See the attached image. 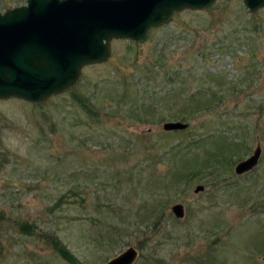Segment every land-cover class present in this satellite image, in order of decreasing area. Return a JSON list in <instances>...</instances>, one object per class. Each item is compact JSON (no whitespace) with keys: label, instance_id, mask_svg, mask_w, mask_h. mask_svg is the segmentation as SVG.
<instances>
[{"label":"rangeland","instance_id":"374dc122","mask_svg":"<svg viewBox=\"0 0 264 264\" xmlns=\"http://www.w3.org/2000/svg\"><path fill=\"white\" fill-rule=\"evenodd\" d=\"M130 247L134 264H264V9L184 11L112 41L43 104L0 100V264H104Z\"/></svg>","mask_w":264,"mask_h":264},{"label":"water","instance_id":"95a60500","mask_svg":"<svg viewBox=\"0 0 264 264\" xmlns=\"http://www.w3.org/2000/svg\"><path fill=\"white\" fill-rule=\"evenodd\" d=\"M219 0H27L0 13V100L19 99L42 104L63 94L80 79L84 67L105 63L113 40L140 42L151 29L169 24L184 11H204ZM250 13L264 0H242ZM187 124L167 122L166 132ZM261 148L234 168L252 171ZM203 191L202 186L195 193ZM171 212L182 219L184 210ZM138 252L128 248L105 264H134Z\"/></svg>","mask_w":264,"mask_h":264},{"label":"trees","instance_id":"16d2710c","mask_svg":"<svg viewBox=\"0 0 264 264\" xmlns=\"http://www.w3.org/2000/svg\"><path fill=\"white\" fill-rule=\"evenodd\" d=\"M63 258H65L68 262L73 263L75 260L72 258L70 254L67 253V251L63 250L59 247L58 250Z\"/></svg>","mask_w":264,"mask_h":264}]
</instances>
